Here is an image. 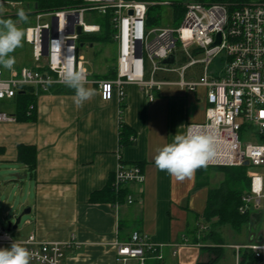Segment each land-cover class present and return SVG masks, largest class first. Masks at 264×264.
Instances as JSON below:
<instances>
[{"label":"built area","instance_id":"built-area-1","mask_svg":"<svg viewBox=\"0 0 264 264\" xmlns=\"http://www.w3.org/2000/svg\"><path fill=\"white\" fill-rule=\"evenodd\" d=\"M152 5L147 0H82L71 8L37 10V23L25 30L34 63L14 65L13 70L0 67V100L14 99L20 90L47 93L54 84L66 85L62 78L66 68L83 70L87 81L97 84L104 100L116 94L123 102L127 96L125 86L131 83L137 84L150 101L167 84L189 90L205 86L206 119L189 123L186 131L189 126L215 128L220 147L216 159L209 165L238 166L248 161L246 165L255 168L248 171L250 186L242 194L238 207L240 213L250 215V241L229 246L234 249L235 264H264V0L211 4L193 0L183 3L185 12L179 26L149 29L147 20ZM108 11L114 29L113 41L117 43L113 66L116 76L93 79L80 55V46L84 43L80 37L97 33L101 28L96 22L87 23V14ZM47 16L51 20L42 21ZM78 26L81 33L77 32ZM218 34L220 42L217 43ZM178 44L188 59L180 67L176 65ZM171 54L175 55V62L163 64L161 61ZM221 54L226 56V64L210 73L214 59ZM199 63L203 64L200 78L188 79L187 69ZM159 72H176L179 79L159 77ZM16 120L15 112L0 110V123ZM144 180L145 174L139 165L127 167L119 163L112 186L119 193L125 183ZM126 198L128 203L134 201L130 194ZM256 214H260L257 224ZM259 226L258 231L253 230ZM14 240L0 224V244L10 247ZM15 241L33 253L30 264H62L65 248L71 244L42 241L34 234ZM190 244L194 243L183 235L173 243V255L180 247ZM117 249V260L121 262L136 259L138 264H147L148 259L162 258L159 248L138 230L132 232L128 241L118 242ZM245 250L249 254L244 261Z\"/></svg>","mask_w":264,"mask_h":264},{"label":"crops","instance_id":"crops-1","mask_svg":"<svg viewBox=\"0 0 264 264\" xmlns=\"http://www.w3.org/2000/svg\"><path fill=\"white\" fill-rule=\"evenodd\" d=\"M158 76L167 77L163 72ZM196 76L186 72L188 79ZM86 87L94 95L82 106L74 103L75 91L59 93L51 88L34 93L33 118L0 123V161L24 164L31 179L27 201L31 211L22 219L23 235L15 240L34 234L42 241L70 242L62 264H122L117 260V243L128 241L138 230L159 248L162 258L156 259L162 263L167 253L173 255V243L183 235L193 242L187 232L192 228L189 211L197 221L193 229L203 225V213L188 203L187 189L195 176L198 182L196 172L191 179L177 181L156 168L154 156L176 133L186 132L189 123L205 121L207 89L167 84L150 101L131 83L125 86L127 96L121 102L116 94L104 100L97 84L88 82ZM20 143L37 148L34 173L18 160ZM119 163L137 164L144 171V182L123 186L126 197L130 194L134 201L91 199L112 183ZM196 186L192 193L206 189L207 202L210 186L195 190Z\"/></svg>","mask_w":264,"mask_h":264},{"label":"rangeland","instance_id":"rangeland-1","mask_svg":"<svg viewBox=\"0 0 264 264\" xmlns=\"http://www.w3.org/2000/svg\"><path fill=\"white\" fill-rule=\"evenodd\" d=\"M153 3V7L150 10V17L152 18V23L148 24V28L152 29L155 27H165V26H179L182 22L183 16L176 10L175 4H182L190 2L193 0H147ZM16 3L4 5L6 11L4 13L5 18H11L14 21L18 20L17 12L21 8L25 10L28 14L29 20L27 23H20L18 27L26 30L27 26L35 25L37 23V9H35V3L30 1H13ZM81 2L75 3L74 5H69L66 8H71L79 5ZM185 11V8H184ZM97 13V12H95ZM103 15V14H102ZM100 18V15L87 14L85 21L87 23L96 22ZM51 20L50 16L45 17L42 21ZM154 34L150 36L153 38ZM180 44L176 48L178 55L177 67L182 66L187 62V58L181 51ZM15 57V65H32L34 63V58L32 55V46L26 39L24 41L23 47L17 48L12 54ZM80 55L83 57L84 66L90 73V78L96 79L102 77V75L112 73V67L116 63L117 57V43L115 41H94L93 45L91 42L85 41L80 46ZM197 56H201L200 54ZM226 64V56L224 54L216 57L212 63V68L217 70L222 65ZM193 72L197 74L196 78H200L203 71V64L199 63L187 69V72ZM167 78L172 79L178 77L176 72L165 74ZM30 93H33L31 90ZM18 101L14 99H3L0 100V110L7 112H15L17 109ZM24 164L15 163L10 161H0V224L7 228V221L12 220L13 223L16 221V217L20 215L26 207H28L27 201L29 199L31 179L27 176L20 180L19 182H11L13 176L12 173L25 174ZM252 169L253 166L249 165ZM209 178L210 187L218 185L224 178V174L221 171H210L207 173ZM196 176L193 179V185L187 189V197L190 208L194 207L203 213V206L206 202V189L192 193V189L196 186ZM28 217L25 214L23 218ZM188 222L190 227L188 228V235L193 238L194 244L184 245L178 249L176 255L167 253L165 261L160 264H235V252L232 247L229 246L231 243H245L250 241L251 237V224L248 222L241 226L239 230L231 227L230 225H224L218 228V233L222 236L224 240V255L219 259H214L213 255L209 254L203 247L212 244L210 240H204L203 235L205 233L204 229H193L197 225L195 219V214L189 211ZM202 224H207L206 221L202 219ZM208 226V224L206 225ZM23 223L21 222L18 228L11 229V233L14 239H20L23 235L22 232ZM200 227V226H199ZM187 228V226H186ZM185 228V229H186ZM201 228V227H200ZM193 229V231H192ZM259 227L253 228V230H259ZM191 239V238H190ZM202 239V240H201ZM211 255V256H210ZM122 264H138L136 259H128Z\"/></svg>","mask_w":264,"mask_h":264},{"label":"trees","instance_id":"trees-1","mask_svg":"<svg viewBox=\"0 0 264 264\" xmlns=\"http://www.w3.org/2000/svg\"><path fill=\"white\" fill-rule=\"evenodd\" d=\"M12 1H30V0H12ZM35 3V9L37 10H57L66 8L69 5H74L75 3L82 2V0H31ZM205 4L211 3H232L234 1L241 0H197ZM153 6L150 7V10ZM175 8L181 15H184V6L182 4H175ZM100 18L97 19L96 23L100 24V31L94 34H82L80 39L81 42L89 41L91 44L94 41H113V26L110 21L111 12L108 11L102 15V13H95ZM5 18V17H4ZM152 18L148 14L147 23H152ZM116 76V70L112 67V73L102 75V77H114ZM53 91L59 93L74 92L75 90L60 84H54L52 86ZM34 93L29 91L23 94H17L15 99L18 101L17 109L15 111L17 119H29L33 118L34 108H35V98ZM124 126V125H123ZM122 126L121 131V143H125L124 139V127ZM122 145V144H121ZM18 160L29 166V169L34 173L37 165V148L34 145L20 143L18 145ZM250 167L249 165H238V166H228V165H208L206 168H201L196 171L198 178L197 186L195 188L199 189L201 187L209 185V178L207 173L210 171H221L224 174L223 180L215 186H212L208 190L207 202L203 212V220L207 224H203L204 228V240H210L212 244L204 246L203 248L213 255L214 259L219 260L224 255V240L222 236L218 233V228L224 225H230L231 227L239 230L242 225L247 224L250 221L249 214H242L239 212L238 207L241 203L242 194L249 189L250 186V176L248 175ZM126 197V189L122 188L119 193L114 191L112 183H110L103 190L94 193L91 199H104L107 201L121 200L123 201ZM197 215L196 217H199ZM201 227V225H200ZM203 230L202 228L197 227ZM196 228V229H197ZM202 240V239H201ZM249 252L247 250L243 253L244 261L247 258ZM210 255V256H211ZM158 259H149L147 264H160ZM183 264V263H180Z\"/></svg>","mask_w":264,"mask_h":264},{"label":"clouds","instance_id":"clouds-1","mask_svg":"<svg viewBox=\"0 0 264 264\" xmlns=\"http://www.w3.org/2000/svg\"><path fill=\"white\" fill-rule=\"evenodd\" d=\"M6 9L0 2V67L13 70L17 48L23 47L26 31L18 24L27 23L24 9L17 12L18 20L4 18ZM64 83L75 90L74 103L79 107L90 100L94 90L86 87L87 76L83 70L65 69ZM220 147V138L212 126H189L186 132L176 133L170 143L157 149L154 163L158 170L166 172L177 181L191 179L198 169L212 163ZM33 253L21 242L13 241L10 247L0 248V264H30Z\"/></svg>","mask_w":264,"mask_h":264},{"label":"water","instance_id":"water-1","mask_svg":"<svg viewBox=\"0 0 264 264\" xmlns=\"http://www.w3.org/2000/svg\"><path fill=\"white\" fill-rule=\"evenodd\" d=\"M130 13H132V11H130ZM81 31H82L81 26H78L77 27V32L81 33ZM218 42H220V34H218L217 43ZM91 45H93V44H91ZM161 62L163 64H173L175 62V55L171 54L167 58H164ZM23 93H24L23 90L19 91V94H23ZM245 164H248V161H246ZM11 175L13 176V178L11 179V182H19L23 178L27 177L28 174H26V173L25 174H20V173L16 172V173H12ZM30 211H31V208L28 206V207H26L24 209V211L20 215L15 216L16 217L15 223H13L12 220L7 221V228L6 229L8 231H10L11 229L18 228L19 224L22 222L23 216L25 214H29ZM255 217H256L255 224H257L259 222V219H260V214H256Z\"/></svg>","mask_w":264,"mask_h":264}]
</instances>
